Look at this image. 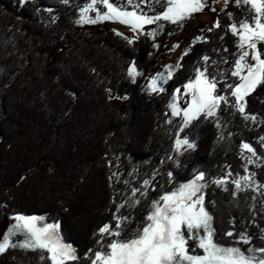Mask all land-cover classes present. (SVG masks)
<instances>
[{
	"label": "trees",
	"instance_id": "1",
	"mask_svg": "<svg viewBox=\"0 0 264 264\" xmlns=\"http://www.w3.org/2000/svg\"><path fill=\"white\" fill-rule=\"evenodd\" d=\"M90 1L0 0V237L14 215L44 217L43 223H59L63 240L76 249L78 263L71 264H90L89 250L100 247L98 229L115 225L117 206L133 199V188L146 195L137 193L139 204L120 209L130 218L121 238L145 222L154 200L204 172V204L213 217L214 239L242 250L264 246V188L256 187L264 184V163L247 164L240 155L246 142L264 158L259 140L264 136V84L246 97V112L256 115V122L222 103L220 128L216 118L201 117L181 132L182 118L168 107L176 90H183L195 68L204 65V56L210 58L208 71L220 81L217 91L231 102L227 85L239 82L231 76L239 50L227 26L247 18V9L234 0L223 9L208 1L204 11L215 7L220 27L196 31L194 36L204 39L193 43L163 92L148 94L145 78L156 73L169 42L186 23L160 21L162 30L147 25L143 31H156L155 38L141 35L129 44L112 29L76 23ZM115 2L132 9L126 0ZM162 10L156 4L149 14ZM133 63L140 73L135 82L127 74ZM178 135L196 147L178 154ZM245 167L255 173L251 188L237 191L229 182L224 190L211 183L228 172L229 181L239 179L248 174ZM144 180L150 181L147 187ZM228 231L246 232L251 245L237 244L235 236L225 235ZM189 246L195 248V241ZM40 255L10 248L0 264H50Z\"/></svg>",
	"mask_w": 264,
	"mask_h": 264
},
{
	"label": "snow or ice",
	"instance_id": "2",
	"mask_svg": "<svg viewBox=\"0 0 264 264\" xmlns=\"http://www.w3.org/2000/svg\"><path fill=\"white\" fill-rule=\"evenodd\" d=\"M21 4L27 0H19ZM68 4L69 0H62ZM225 6L230 0H223ZM127 5L132 10H127L115 0H91L90 3L80 9L77 24H96L103 21H114L126 25L136 35L133 38L124 36L129 44L139 39L141 35L155 38L156 31L144 32V26L157 25L162 30L160 21H167L183 27L184 22L191 20L196 13H202L209 7L208 0H126ZM238 7H245L250 14L247 18L234 21L227 27L234 36L237 37L236 47L239 55L235 59L231 76L238 78L239 82L228 84L230 102L228 95H222L217 91L220 83L216 75L208 71L209 57L204 56V65L195 68V77L184 85L185 93L190 96L187 106L178 107L176 96L168 107L173 116L182 115V127H188L193 121L200 117L216 118V126L221 127L217 113L221 104L229 105L243 116L246 121H257V116L246 112L247 100L256 88L264 84V49L259 45L264 44V0H234ZM159 4L162 11L156 14H149L154 11V5ZM102 5L106 11L97 7ZM94 11L95 16H89V11ZM51 12V9H48ZM215 12V7H211ZM232 17V13H228ZM55 17H53V22ZM220 27V20L214 22L212 28L201 29L211 32L214 28ZM117 35L123 36L117 32ZM223 38V37H221ZM204 39L203 35L195 37L199 42ZM179 47V45L173 46ZM190 49H186L183 56L188 55ZM227 51V49H225ZM227 63V61H224ZM178 61L175 65L165 66L164 73H157L152 77L148 87L152 92H163L162 84L170 79L175 70L181 68ZM128 76L135 82L136 76L140 75L135 63L129 66ZM222 90V89H221ZM110 91V90H109ZM177 93L180 89L176 90ZM116 99H127V97H115ZM223 139V135L219 137ZM261 147H264V136L259 137ZM196 147L194 142H190L187 137L181 139L178 135L175 140L174 151L178 154L181 150H191ZM241 158L247 164L256 161L264 163V158L257 154V150L249 143H241ZM245 150L250 156H245ZM244 171L248 173V168ZM115 175V173H114ZM172 173H169L171 176ZM231 172L226 173L222 178H217L211 183L217 187H224L231 182L237 191L246 190L253 187L255 173H248L240 176L239 179H232ZM149 180L143 181V187L149 185ZM208 183L205 182V173L199 172L193 180L181 184L174 191L167 192L154 200L151 208L145 217V222L134 229L130 235L123 236L129 217L120 213V209L125 203L139 204V199H135L137 193L146 195L142 189H132V200L121 203L114 213L115 225L105 224L98 229L101 239L97 241L100 247L89 250L90 264H264V246L249 247L242 250L237 246L225 247L218 243L215 237V229L212 226L213 217L204 205L205 189ZM257 188H264V184H257ZM224 190H227L224 187ZM235 194V193H234ZM13 223L8 227L2 237H0V254L11 249H22L25 251H38L41 253L42 261H50V264H69L76 261L78 256L76 250L64 242L59 223H43L44 217L14 215ZM225 235L236 237L237 244L251 245L252 237L246 232L234 233L228 231ZM22 236V240L15 237ZM105 237L112 239L103 243ZM264 238V237H262ZM189 241H195V248L189 249ZM197 249L202 250V255L197 253Z\"/></svg>",
	"mask_w": 264,
	"mask_h": 264
},
{
	"label": "rangeland",
	"instance_id": "3",
	"mask_svg": "<svg viewBox=\"0 0 264 264\" xmlns=\"http://www.w3.org/2000/svg\"><path fill=\"white\" fill-rule=\"evenodd\" d=\"M208 1H211L218 8H222L223 9V8L226 7L224 2H223V0H208ZM134 3H135V0H134ZM121 6L125 7L123 5H121ZM97 7L102 8L104 11H106V9H104L102 5H97ZM126 9L129 10V11L132 10V9H128V8H126ZM88 15L94 17L95 16V12L90 10L88 12ZM217 18L218 17H217L216 12L203 11L202 13L194 14V17L191 20H188V21L184 22V23H186V26L183 29V31L179 35H177L175 38H173V40L171 42H169V44L167 46V58L165 60H163V59L161 60L160 59L159 62H158L159 64H157V67H156V73L153 74L151 77L148 75L145 78V86L144 87H145V90H146V92L148 94H158V93H160V92H152L151 89L148 87V84L150 83L151 78L156 76L157 73H164L165 66H167V65H175L178 61L180 62V57L183 55L185 50L186 49H190L192 47L193 43H195V36H194L195 32L199 31L201 29L212 28V26H213L214 22L217 20ZM87 25H99L100 29L109 28V29L114 30L115 32L122 33L123 37L126 36L128 38H133L136 35L135 33H133L130 30V28L128 26L120 24L118 22H114V21H107L106 20V21H103V22H100V23L87 24ZM146 26H144V27H146ZM177 44L179 45V47H175L174 48L173 46H175ZM176 71L177 70H175L173 72V74ZM172 77H173V75H172ZM170 79H167L166 82H159L158 81V86H160L162 84V86L164 88V85L167 84ZM175 96L177 97L176 103H177L178 107L184 108V107L187 106V102L190 99V96H188L185 93L184 89L181 90L179 93H176ZM170 112H171V109H170ZM171 114H172V112H171ZM174 117H181L182 118V115L174 116ZM181 139H183V138H181ZM212 226H213V219H212ZM15 239L16 240H22L23 237L22 236H17V237H15ZM65 243H67V242H65ZM67 244H70V243H67ZM70 245L74 248V246L72 244H70ZM189 249L191 250L190 246H189ZM3 254H0V257ZM76 254H77V252H76ZM74 262L78 263V259L76 261H70L69 263L71 264V263H74Z\"/></svg>",
	"mask_w": 264,
	"mask_h": 264
}]
</instances>
